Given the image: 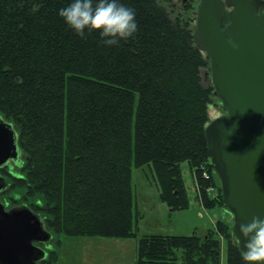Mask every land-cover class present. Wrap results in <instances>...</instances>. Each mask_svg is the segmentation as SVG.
Returning a JSON list of instances; mask_svg holds the SVG:
<instances>
[{"label": "trees", "instance_id": "trees-1", "mask_svg": "<svg viewBox=\"0 0 264 264\" xmlns=\"http://www.w3.org/2000/svg\"><path fill=\"white\" fill-rule=\"evenodd\" d=\"M163 1L123 0L139 29L109 46L98 30L82 38L59 15L70 0H0V115L14 124L25 156V174L9 179L43 195L56 234L136 238L137 264H221L223 239L227 264H246L232 226L220 220L203 236L138 232L133 166L154 168L171 211L190 206L184 162L199 201L224 205L205 135L217 98L210 62L195 28L173 20Z\"/></svg>", "mask_w": 264, "mask_h": 264}, {"label": "water", "instance_id": "water-1", "mask_svg": "<svg viewBox=\"0 0 264 264\" xmlns=\"http://www.w3.org/2000/svg\"><path fill=\"white\" fill-rule=\"evenodd\" d=\"M261 3L264 0H200L194 31L224 111L205 128L210 161L233 218V235L242 241L239 224L253 216L264 218V18L255 14ZM20 155L19 134L0 115V169ZM50 238L31 210L10 214L0 204L1 264H36L40 254L33 242Z\"/></svg>", "mask_w": 264, "mask_h": 264}, {"label": "rangeland", "instance_id": "rangeland-1", "mask_svg": "<svg viewBox=\"0 0 264 264\" xmlns=\"http://www.w3.org/2000/svg\"><path fill=\"white\" fill-rule=\"evenodd\" d=\"M199 2L200 0H167L162 2V6L167 10L173 20L177 21L179 19L186 21L189 23L190 27L195 28L197 6ZM204 75V81L206 83L208 82L207 77L209 74L205 72ZM209 114L211 120L224 114L221 103L217 98L214 99ZM24 160L25 156L21 153L17 162L13 163L12 166L2 174L9 176L8 173L13 172L17 175H15L16 178L25 174L21 165V162H25ZM181 169L189 200L194 204L196 199H200L195 173L192 171L188 162H184L181 165ZM16 178L10 177V179L6 180L9 187L4 192L5 195L1 196L0 199L8 201L10 208H25L31 210L41 221L44 228L53 234H51L52 239L46 246L48 255L46 261L40 264H131L129 261L131 257H133L131 254V246H129L126 251H124L123 248L121 250V248L116 245L117 243L115 242H117V239L115 238L56 234L49 227L52 217L47 214V203L43 195L38 193L30 195L27 191V187L24 188L22 184H19V186L18 184L17 186L14 185L15 182H17ZM217 181L219 183V180ZM132 194L135 211L138 217L137 227L139 235L160 234L189 236L194 233L196 228L189 229L185 227L184 224L185 221L195 223V217V227L199 228H211L214 216H218L216 222L220 220L223 224L233 226V218L227 211L225 205H218L213 209H202L201 211L204 215L201 219H198V210L194 205H192L189 210L171 211L167 204L161 199L160 186L154 168L149 165L140 168L133 166ZM216 195L217 194H215V196ZM216 222L213 230L216 229ZM207 231L208 229L202 232L199 231V235L203 236ZM95 239L99 240V242L95 243ZM227 257V241L223 239L221 264H227Z\"/></svg>", "mask_w": 264, "mask_h": 264}, {"label": "clouds", "instance_id": "clouds-1", "mask_svg": "<svg viewBox=\"0 0 264 264\" xmlns=\"http://www.w3.org/2000/svg\"><path fill=\"white\" fill-rule=\"evenodd\" d=\"M255 14L264 18V3L258 5ZM59 15L82 38L98 30L101 42L109 46L134 36L139 29L135 8L123 0H70L59 9ZM239 230L245 239L237 234V243L242 245L246 264L264 260V218L253 216L250 222L240 223Z\"/></svg>", "mask_w": 264, "mask_h": 264}, {"label": "crops", "instance_id": "crops-1", "mask_svg": "<svg viewBox=\"0 0 264 264\" xmlns=\"http://www.w3.org/2000/svg\"><path fill=\"white\" fill-rule=\"evenodd\" d=\"M192 205H194V207H196V209L198 210V212H197L198 219L199 218L200 219L203 218V215L204 214L202 213L201 210L202 209H207V208L202 204V202H200L199 200L196 199V201H194V204H192V202L190 201V206H189V208L187 210H189ZM217 217L218 216H214L213 217V219H212V227L211 228H208V227H206V228L205 227L204 228L203 227H201V228L195 227V225H196V217H195V223L185 221L184 226L187 227V228H189V229L196 228L195 231H194V233L199 234V231L202 232L204 230L214 228L215 227V222L217 220ZM194 233H192V234H194ZM103 239H101V240H103ZM123 241H124V243H123ZM94 242L95 243H98L99 240L95 239ZM115 243H117L116 245L119 246L121 248V250L123 248L124 251H126L129 248V246H131V249H132L131 250V254H132L133 257H131V259L129 261L131 262V264H137L138 240L136 238H131V239H117V242H115ZM113 249H115V248H113ZM115 250H118V249H115Z\"/></svg>", "mask_w": 264, "mask_h": 264}, {"label": "flooded vegetation", "instance_id": "flooded-vegetation-1", "mask_svg": "<svg viewBox=\"0 0 264 264\" xmlns=\"http://www.w3.org/2000/svg\"><path fill=\"white\" fill-rule=\"evenodd\" d=\"M17 160L10 162L8 165H6V166H4V167H2L0 169V186H1V189H0V197L5 195L4 192L9 187L8 184L6 183V180L9 179V176H7L5 174L3 175L2 173H4L5 170H8L12 166L13 163H16L17 162ZM0 204L3 206L5 212H8L10 214H12L14 212H22L24 210H28V209H25V208H10L9 207V202L8 201H5V200L3 201L1 199H0ZM51 239H52V236H51L50 240ZM50 240H47V241H34L33 242V244L39 249V250H37L38 251L37 253L40 254L39 255V259L35 261L36 264H40V263H43L44 261H46V258L48 256L47 255V251H46V249H47L46 246L48 245V242Z\"/></svg>", "mask_w": 264, "mask_h": 264}, {"label": "built area", "instance_id": "built-area-1", "mask_svg": "<svg viewBox=\"0 0 264 264\" xmlns=\"http://www.w3.org/2000/svg\"><path fill=\"white\" fill-rule=\"evenodd\" d=\"M202 170H203L202 176L204 179H206V180H212L213 179V175L207 169H205L203 167ZM207 191H208V194L213 197V196H215V194H217L218 187H217V185H213Z\"/></svg>", "mask_w": 264, "mask_h": 264}]
</instances>
